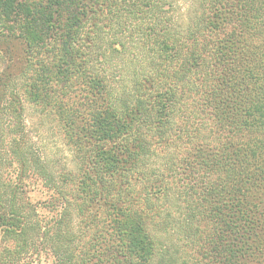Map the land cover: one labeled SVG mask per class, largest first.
I'll return each mask as SVG.
<instances>
[{
    "label": "trees",
    "instance_id": "16d2710c",
    "mask_svg": "<svg viewBox=\"0 0 264 264\" xmlns=\"http://www.w3.org/2000/svg\"><path fill=\"white\" fill-rule=\"evenodd\" d=\"M180 1L0 0V264H264V0Z\"/></svg>",
    "mask_w": 264,
    "mask_h": 264
},
{
    "label": "rangeland",
    "instance_id": "374dc122",
    "mask_svg": "<svg viewBox=\"0 0 264 264\" xmlns=\"http://www.w3.org/2000/svg\"><path fill=\"white\" fill-rule=\"evenodd\" d=\"M179 4L183 8L185 1L181 0ZM28 113L29 112H27V117H30ZM33 119L29 120L28 126L30 127V132L35 139L36 147L39 151H41L43 155L48 154L60 161L67 160L68 154L65 148H63L60 140L54 134L55 131L49 125L36 124L35 122V124H32L34 121ZM27 195L34 203H41L46 197L44 190H42L38 184L30 186ZM27 264H51L50 256L42 252L40 257L31 258Z\"/></svg>",
    "mask_w": 264,
    "mask_h": 264
}]
</instances>
